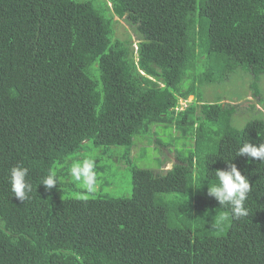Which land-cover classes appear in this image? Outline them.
Wrapping results in <instances>:
<instances>
[{"label": "trees", "instance_id": "1", "mask_svg": "<svg viewBox=\"0 0 264 264\" xmlns=\"http://www.w3.org/2000/svg\"><path fill=\"white\" fill-rule=\"evenodd\" d=\"M115 17L138 40L116 36ZM245 75L259 94L264 0H0V264H264V161L238 156L264 143V115L252 107L238 126L235 104L197 97ZM172 126L184 144L170 169L131 165L135 139ZM111 148L129 164L128 196L109 192ZM85 158L93 193L70 175ZM229 161L252 189L238 219L208 195ZM16 165L32 185L22 202Z\"/></svg>", "mask_w": 264, "mask_h": 264}, {"label": "rangeland", "instance_id": "2", "mask_svg": "<svg viewBox=\"0 0 264 264\" xmlns=\"http://www.w3.org/2000/svg\"><path fill=\"white\" fill-rule=\"evenodd\" d=\"M118 24L115 27L116 36L124 38L128 33L132 37V43L138 40L137 35L132 31L130 25L125 21L124 18H117ZM135 50V47L133 46ZM263 76V75H262ZM261 77L256 80L258 85L259 94H254V89L250 86L249 76H244L240 79H228L224 86H206L200 88L197 93V97L201 99V102H211L215 99H221L222 103H231L236 106V114L234 116V124L242 126L248 119L251 118L253 113L261 111L264 115V79ZM262 91V92H261ZM262 93V94H261ZM195 96H188L186 100L180 99L179 110L185 109L190 103L195 101ZM253 107V108H252ZM252 108V112H251ZM198 111V109H196ZM158 134L155 136H150V141L147 138H137L129 152L131 165L138 168H145L149 170L165 171L170 169L172 164L175 162L177 154L174 152L175 146L183 151V140L178 136L180 132L174 128V126L168 128V130L159 127L157 128ZM176 136V137H174ZM155 139L162 140L163 143H172L173 145L158 146L155 143ZM157 145L160 149H155L154 146ZM123 152V148H111L106 152V156L102 159V165L105 167L104 176L110 178L114 183L111 184L109 192L112 195L128 196L131 191L130 185V170L129 164L124 160H120V151ZM95 156L99 157V150L92 149ZM110 151L117 152V154H110ZM114 161H119V165H116ZM162 161V162H161ZM98 188V186L96 187Z\"/></svg>", "mask_w": 264, "mask_h": 264}, {"label": "clouds", "instance_id": "3", "mask_svg": "<svg viewBox=\"0 0 264 264\" xmlns=\"http://www.w3.org/2000/svg\"><path fill=\"white\" fill-rule=\"evenodd\" d=\"M134 47V51H136V44H134ZM140 72L143 73L142 71ZM240 155L264 161V143H260L257 146L253 143L245 142L238 149V156ZM226 164V169L214 171L219 183L210 188L208 187V195L215 198L219 205L230 206L235 218L248 216L249 213L245 207V201L248 193L252 190L249 180L242 175L234 163L229 161ZM94 169L95 161L92 158L74 161L71 164L70 175L86 193H93L96 190L97 173ZM27 176L28 169L22 165H16L10 169L11 191L21 202L28 199V194L32 191V185L26 179ZM57 182L56 173L49 172L40 184L44 185L47 190L55 187ZM80 198L86 200L87 195H82Z\"/></svg>", "mask_w": 264, "mask_h": 264}]
</instances>
